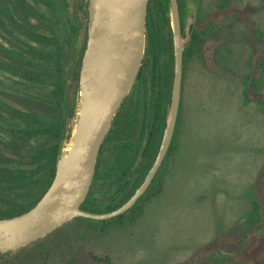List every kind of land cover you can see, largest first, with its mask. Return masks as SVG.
I'll use <instances>...</instances> for the list:
<instances>
[{
    "label": "trees",
    "instance_id": "1",
    "mask_svg": "<svg viewBox=\"0 0 264 264\" xmlns=\"http://www.w3.org/2000/svg\"><path fill=\"white\" fill-rule=\"evenodd\" d=\"M70 5L68 0H0V218L33 207L54 177L64 117L72 118L74 113L86 41L77 47L83 20L87 22V0H74L72 9ZM217 11L230 16L237 9L224 0ZM209 25L197 22L192 32V55L199 52ZM248 26L249 54L241 76L243 96L254 101L256 110L264 114V51L253 44L264 31L254 21ZM67 45H71L68 66ZM141 63L100 146L91 186L80 205L82 210L90 212L101 207L109 212L122 205L152 163L170 98L172 59L163 64L153 58L150 46ZM161 190L158 172L129 210L111 219L92 221L115 226L132 224L142 214L145 201ZM245 196L249 209L230 229L228 242L220 252L214 251L215 241L210 250L205 248L192 260L175 264H259L264 260V184L255 182ZM105 227L102 225V229ZM15 252L0 253V264ZM64 264L114 263L108 256L89 252L85 262L73 258Z\"/></svg>",
    "mask_w": 264,
    "mask_h": 264
},
{
    "label": "rangeland",
    "instance_id": "2",
    "mask_svg": "<svg viewBox=\"0 0 264 264\" xmlns=\"http://www.w3.org/2000/svg\"><path fill=\"white\" fill-rule=\"evenodd\" d=\"M68 1L72 9L74 0ZM223 1H198V22H209V31L184 68L159 194L145 201L132 224L76 218L3 264L85 262L89 252L108 256L114 264H175L210 250L215 241L216 252L227 244L230 229L249 209L245 193L257 181L264 184V114L244 98L241 82L249 54L248 22L264 31V0H229L237 9L230 16L217 11ZM86 24L83 20L78 48ZM253 44L264 51V34ZM70 53L67 45V66ZM90 212L104 213L101 207Z\"/></svg>",
    "mask_w": 264,
    "mask_h": 264
},
{
    "label": "water",
    "instance_id": "3",
    "mask_svg": "<svg viewBox=\"0 0 264 264\" xmlns=\"http://www.w3.org/2000/svg\"><path fill=\"white\" fill-rule=\"evenodd\" d=\"M148 0H87L86 41L81 56L73 117H64L54 177L29 210L0 218V253L17 251L75 218L107 220L126 212L146 191L172 138L181 98L182 39L175 0H169L173 38L170 98L155 157L129 199L104 213L82 210L99 148L139 72L145 45ZM193 21L187 11L186 34ZM264 87V75L262 79Z\"/></svg>",
    "mask_w": 264,
    "mask_h": 264
},
{
    "label": "flooded vegetation",
    "instance_id": "4",
    "mask_svg": "<svg viewBox=\"0 0 264 264\" xmlns=\"http://www.w3.org/2000/svg\"><path fill=\"white\" fill-rule=\"evenodd\" d=\"M198 1L199 0H175L176 5H177V20H178V24L180 28V37L182 39L181 87H182L184 68L188 60L192 57V32L195 29V26L198 22ZM190 8H193V21L189 26L188 33L186 34V16H187V11ZM150 46H151L153 58L159 59L160 62H162L163 64L169 62V60L172 59V72H173V38H172V31H171L170 17H169V0H148L147 1L146 16H145L144 54H145L146 47L150 48ZM144 54H143V58H144ZM177 117H178V114H177ZM176 122H177V119H176ZM175 127H176V124H175ZM172 140H173V135L170 140V144L167 149V152L157 172L155 173V175L158 174L159 172L160 177L162 176L163 167L165 166V163L170 156V151L172 150V148L169 149L170 145L172 144Z\"/></svg>",
    "mask_w": 264,
    "mask_h": 264
}]
</instances>
